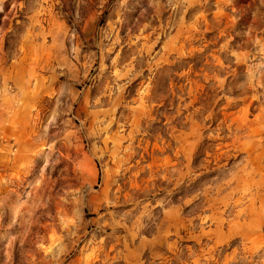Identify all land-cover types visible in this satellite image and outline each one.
Segmentation results:
<instances>
[{
    "label": "rangeland",
    "instance_id": "rangeland-1",
    "mask_svg": "<svg viewBox=\"0 0 264 264\" xmlns=\"http://www.w3.org/2000/svg\"><path fill=\"white\" fill-rule=\"evenodd\" d=\"M0 264H264V0H0Z\"/></svg>",
    "mask_w": 264,
    "mask_h": 264
}]
</instances>
